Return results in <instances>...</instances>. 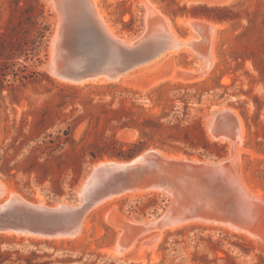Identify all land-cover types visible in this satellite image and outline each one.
Listing matches in <instances>:
<instances>
[{
  "label": "rangeland",
  "instance_id": "obj_1",
  "mask_svg": "<svg viewBox=\"0 0 264 264\" xmlns=\"http://www.w3.org/2000/svg\"><path fill=\"white\" fill-rule=\"evenodd\" d=\"M151 1L183 35L190 34L191 29L178 23V17L221 24L214 46L215 61L205 75L197 73L204 63L195 51L191 55L173 54L164 63L137 70L125 82H61L46 66L55 25V15L48 3L40 0L49 30L40 45L36 43L37 47L30 41L36 37L35 28L25 21L23 11H11L9 0H0V34L6 32L13 39L29 41L26 52H18L11 60L6 55L8 48L0 47V178L10 188L29 199L46 202L74 197L77 185L93 163L105 157L118 158L105 155L86 162L78 182L71 186L73 172L68 163L74 153L79 154L83 147L93 149L106 137L139 141L140 133L135 127H120L118 122L108 119L110 114L107 116L106 110L119 107L124 99L125 106H131L141 118L159 117L162 122L178 121L182 126L198 123L209 141V147L204 149L180 141L161 147L150 145L148 139L149 145L136 154L158 148L167 154L188 157L228 156L230 145L210 135L207 119L221 105L236 108L246 132L238 161L240 173L246 184L264 199V0L207 3L228 6L232 17L224 20L190 13L172 16L167 5L176 4ZM100 2L117 33L132 36L143 30V0ZM184 3L188 7L198 4L179 0L180 5ZM8 39L7 35L2 38ZM2 40L0 43L5 42ZM207 45L204 43L202 48ZM183 71L193 76L188 78ZM126 129L134 130V135L127 136ZM190 130L191 138L197 140ZM65 132L75 139L76 145L66 143L59 151L63 152L62 157L44 164L46 156L38 158L39 150L32 152L44 140L67 137ZM218 149H223L220 155ZM58 180L60 186L55 183ZM55 188H61L62 193H56ZM170 204L167 194H147L118 197L110 207L116 206V211L127 219L143 221L158 218ZM110 207L92 210L91 228L80 237L32 238L0 233V264H264L261 241L200 224L167 229L157 243L152 239L157 230H150L143 236L141 249L116 254L109 249L116 245L120 230L105 218ZM261 226L259 235L264 238V220Z\"/></svg>",
  "mask_w": 264,
  "mask_h": 264
},
{
  "label": "water",
  "instance_id": "obj_2",
  "mask_svg": "<svg viewBox=\"0 0 264 264\" xmlns=\"http://www.w3.org/2000/svg\"><path fill=\"white\" fill-rule=\"evenodd\" d=\"M45 1L55 15L47 69L74 82L116 81L164 52L176 49L180 39L187 36L178 32L175 35L163 14L156 10L153 13L145 3L144 28L139 34L129 36L111 30L94 0ZM194 21L192 27L201 35L200 39L208 32L207 28L212 32L210 23ZM198 43L200 40L195 45ZM183 74L193 76L191 72L183 71ZM232 108L237 111L231 105H221L212 111L207 120L208 130L227 140L240 137L241 116L237 111L238 117ZM125 134L132 136L134 130L126 129ZM162 151L150 148L130 158L100 159L91 165L77 185L74 197L53 202L7 191V184L0 178V232L74 236L100 202L127 191L150 189L160 194L174 193L182 203L181 207L176 203V215L171 208L168 216L179 220L224 217L250 228L257 235L262 233L264 199L246 185L238 161L229 155L194 159L170 156ZM142 224L140 220L130 222L132 226Z\"/></svg>",
  "mask_w": 264,
  "mask_h": 264
},
{
  "label": "trees",
  "instance_id": "obj_3",
  "mask_svg": "<svg viewBox=\"0 0 264 264\" xmlns=\"http://www.w3.org/2000/svg\"><path fill=\"white\" fill-rule=\"evenodd\" d=\"M162 1L167 3L171 2L177 5L176 7H170V5H167L168 13L172 16L190 13L196 17L205 16L219 20L232 17L230 14L231 9L228 6H209L205 3H198L192 4L188 7L186 3L180 5L179 0ZM9 5L11 11L17 8L23 11L25 14V21H27L28 24L33 25L36 32V37L33 41L32 39L30 41L33 44L39 43L40 45L49 30V26L45 23L44 5L40 0H9ZM8 34L6 32L0 34L1 40L6 35L9 37L8 41L2 40L5 42L0 43V47H5V49L8 48L6 55L7 58L11 60L18 52H20L19 54L26 52L29 41L13 39V37L8 36ZM36 46L38 47V44H36ZM120 103L121 105L119 107L106 110L107 116L110 114L108 119L115 120L120 127H135L140 133L139 141L123 142L115 136H112L104 138L101 143L94 145L95 148L93 149H86L83 147L82 150L79 151V154H73L71 161L68 163V167L71 168L73 172V177L69 182L71 186H74L78 182L81 175L82 165L86 162L101 158L105 155L118 158L133 157L137 152L149 145L148 139H150V145L159 144L158 146L161 147H164L165 144H174L176 141L183 142L190 147L195 148L207 149L209 147V141L205 135V131L198 123L182 126L178 121L172 122V120H169L168 123L162 122L159 117L150 116L149 118H141L135 114V111L131 106H125L124 99H121ZM190 129L194 131L197 140L191 138ZM65 134H68L65 138L58 136L57 139L44 140L43 144L34 146L32 152L36 154V150H39V153L36 154L38 158L46 156V160L43 162L44 164L48 163L51 159L56 160L59 157H62L64 154L63 152L59 153V151L64 148L66 143H70L72 146L76 145L75 139L68 132H65ZM157 135H159V137H157ZM125 146H127V148H125ZM220 150L218 151L219 155ZM55 183L60 186L59 180L55 181ZM54 191L56 193H62L61 188H55Z\"/></svg>",
  "mask_w": 264,
  "mask_h": 264
},
{
  "label": "bare ground",
  "instance_id": "obj_4",
  "mask_svg": "<svg viewBox=\"0 0 264 264\" xmlns=\"http://www.w3.org/2000/svg\"><path fill=\"white\" fill-rule=\"evenodd\" d=\"M143 1L145 4H147L150 7V9L152 10L153 13L156 10L157 13L163 14L164 18H166L169 21L172 32L175 35L178 34L177 31L175 30V27H174V24H173V21L171 20V18L168 15H166L165 13H163L158 8L156 3H153L151 0H143ZM188 1H190V3L195 2V3L207 4V2H205L204 0H188ZM94 2L96 4L97 10L99 11L101 17H103V19H105L107 24L110 26L111 30L113 32H116L115 27L111 24L109 18L107 17V14H106L104 8L101 6L100 0H94ZM208 4L212 5V3H209V2H208ZM194 20H196V19L189 18V17H178L177 18L178 23H185L191 29L190 34H188L185 38L180 39V45L176 49H171L169 51L164 52L162 55H160L159 57H157L153 61H150L146 64L140 65L139 67H137L136 69L132 70L131 72L123 75L122 77H120V79H118L116 81L117 82H125L128 79H130L137 70L147 68L149 66H155V65L159 64L160 62L164 63L167 60V58H169V56H172L173 54H179V53L184 52V53H187L188 55L189 54L191 55L195 51H196L195 53H197L200 56V58H202V62L204 63L202 65V67L200 68V70L197 71V73L201 76L205 75L210 70V68L213 66L214 61H215L214 46H215V43L217 40L218 31L221 27V24L217 23V22L207 21L206 19H201V18L197 19V20L204 22V23H210L211 29H212V32H210L209 28H207L208 32H205V36L200 39L201 35H199V34L197 35V33L195 32V30L192 27L193 22H195ZM199 40H200V43H198L199 45L196 44L197 45L196 46L195 42H199ZM204 43L208 44L207 48H206V46H205V48L204 47L202 48V45ZM211 47H212V49H211ZM188 70L194 71V70H191L190 68ZM50 74L53 75L55 77V79H57L61 82L71 83V84H81L82 85V84H86V83L92 84V83L107 82V81H102V80H97V81L89 80V81H85V82H74V81L59 77L56 74H53V73H50ZM201 76H199V78ZM113 82H115V81H113ZM219 108L220 107H218V109ZM233 111L236 112V114L238 115V113L235 109H233ZM238 117H239V115H238ZM239 119H240V124H241V135H240V137H237L235 139H228L227 140L226 138H224L222 136L219 137V136L215 135L214 133H212L210 130H208L212 137L217 138L220 141L227 142L230 145L229 156L234 158L236 161H239L240 153L242 151L243 137H244V133H246L243 121H241L240 117H239ZM207 129H208V121H207ZM162 152L166 153L164 150ZM169 155L170 156H176V157H187L185 155H180V154H178V155L169 154ZM193 158L197 159V157H193ZM104 159L108 160L109 158L105 157ZM240 175H241L242 179L244 180L241 173H240ZM244 182L246 183L245 180H244ZM247 186L254 193H256L258 196H260L259 192L256 189H254L253 187H250L249 185H247ZM6 187H7V191L16 193V191L13 188H10L8 186V184L6 185ZM147 194L157 195L160 193L158 191H153L150 189L131 190V191H127L125 193H122V194L112 196L110 198L105 199L104 201H102L98 205H96L92 210L105 209L107 207H110L113 204V201L116 198L121 197V196H136V195H147ZM167 195L171 198V205H170V207H168V209L164 213V215L159 217V218L143 220V224L139 227L134 226V225L133 226L130 225V222L134 223V220L127 219L122 214H119L116 211V206L110 207L109 208L110 210H108L107 212L105 211L104 215H105V218L108 220L109 224H111L116 229L120 230L119 233L117 234L116 245L113 248H110L109 250L111 252L115 251L116 254L124 255L125 252H129V251H132L134 249H138V250L141 249L143 244H144V241H145V240L142 241L143 236L147 232H150V230H157V232L153 233V238H152L156 242L157 240H159L160 236L162 235V233L165 230L174 229V228H177V227H180L183 225H189V224H200V225H204V226L212 227V228L217 227V229H219V230L244 235L248 238L254 239L255 241H258V242L261 241V243H264V238L262 236H260L261 234L257 235L250 228H248L246 226L244 227L242 225H239L236 222H233L232 220L226 219L224 217H212V218L194 217V218H191L188 220H179L178 218H176L174 216H168V214H170L172 212H174V215H176L178 212V209H175V205L178 202L179 207H181L182 203L177 201L178 198L176 197V195L174 193L168 192ZM177 207H178V204L176 205V208ZM171 208H173L174 211L169 212L171 210ZM89 214L85 218L84 223H83V227L78 234H76L74 236H68V237L64 236V237H56V238L80 237V236L86 234V232H88L91 228V218L89 217ZM0 233L9 234V235H16L18 237L19 236H25V237H32V238H41V237L43 238V236H39V235L15 233L13 231H2ZM47 238H50V237H47Z\"/></svg>",
  "mask_w": 264,
  "mask_h": 264
}]
</instances>
